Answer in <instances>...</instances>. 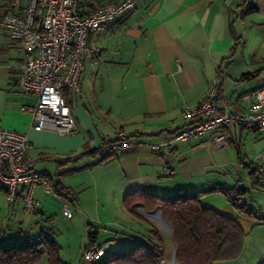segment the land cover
<instances>
[{
    "label": "crops",
    "instance_id": "0c3cea01",
    "mask_svg": "<svg viewBox=\"0 0 264 264\" xmlns=\"http://www.w3.org/2000/svg\"><path fill=\"white\" fill-rule=\"evenodd\" d=\"M26 2L20 1L21 8ZM5 3L0 0V7L8 9ZM249 6L257 11L245 15ZM233 35L238 48L233 58L225 59L234 46ZM89 44L99 47L101 53L85 64L79 91H65L75 130L61 137L49 130H32L30 109L36 99L16 88L25 54L0 28V127L27 136L34 171L70 188L73 195L68 204L75 212L102 219L103 212L114 213V203L126 211L135 191L172 198L223 185L213 175L223 165L220 157L234 145L243 149L252 163L264 164V137L258 131L231 127L229 142L223 147L212 142V132L173 140L176 131L191 124L182 119V111L195 108L210 88L217 90V108L237 114L244 113L251 103L246 97L264 85V0H135L130 12L94 33ZM246 75L254 76L243 79ZM119 132L125 134L129 146L118 156L102 151ZM37 190L41 197L36 196ZM33 195L40 202L33 219L42 223L50 218L52 226V216L45 215L42 196L46 194L36 187ZM16 202L24 212L21 194L9 203L0 190L1 228L12 220L10 231L25 229L21 222L15 223ZM243 222H248L250 232ZM243 222L238 221L249 236L257 232L252 243L259 252L248 254L246 239L237 260L218 264H258L263 259L264 224ZM119 229L121 232H113L135 233ZM87 244L88 240L79 249L75 264L81 263ZM119 245H123L121 240L113 247ZM174 249L168 241L165 255L169 262Z\"/></svg>",
    "mask_w": 264,
    "mask_h": 264
},
{
    "label": "built area",
    "instance_id": "2783aa9c",
    "mask_svg": "<svg viewBox=\"0 0 264 264\" xmlns=\"http://www.w3.org/2000/svg\"><path fill=\"white\" fill-rule=\"evenodd\" d=\"M20 1L11 0L8 9L0 7V28L20 44L25 54L16 88L36 99L30 109L33 131L49 130L61 137L71 135L75 123L64 93L79 91L85 64L100 56V48L91 46L89 38L130 12L135 0H27L24 8ZM216 94L215 87L210 88L195 108L182 111V119L191 124L176 131L173 140L185 141L212 132V142L223 147L229 142L231 127L258 131L264 137V85L246 97L251 103L244 113L217 108ZM236 142L238 145V138ZM128 146L127 137L119 132L117 142L104 147L118 156ZM31 148L26 135L0 127V190L9 203L21 194L24 212L35 216L40 209V202L33 195L35 188L48 194L52 186L46 177L34 171L35 162L28 156ZM153 148L157 150L159 146ZM61 201L62 216L71 219V208ZM116 243H88L80 264L99 261Z\"/></svg>",
    "mask_w": 264,
    "mask_h": 264
},
{
    "label": "trees",
    "instance_id": "16d2710c",
    "mask_svg": "<svg viewBox=\"0 0 264 264\" xmlns=\"http://www.w3.org/2000/svg\"><path fill=\"white\" fill-rule=\"evenodd\" d=\"M10 1L6 0V8H9ZM256 11L255 7L249 6L245 8L244 14L249 15ZM234 38V46L225 59L233 58L237 51L239 43L235 36ZM253 76L246 75L242 78ZM116 142L117 139L111 143ZM102 151L108 152L105 147ZM111 156L114 155L111 153ZM250 174L253 179L252 188L257 189L263 185L260 177L257 176V169L253 168ZM49 182L54 196L68 204L73 195L72 190L60 182L51 180ZM209 193L222 194L240 217L249 218L257 224H264V214L246 206L245 190L240 187L215 185L195 194L181 193L172 198L146 195L135 191L131 195L133 197L131 203L127 204V210L138 220L149 224L147 233L140 237L133 236V245L122 254L111 251L112 247L119 243V240H112L117 243L93 264H160L161 262L165 264H218L237 260L244 249L246 232L235 218L201 205V197ZM137 207L142 208L147 214L159 212L160 218L169 228V236L154 229L150 221L136 210ZM44 223L50 224L51 219L48 218L42 223L35 222L34 228L29 233L24 230L20 231L21 237H24L23 243H18L19 237L14 234L6 238L5 231H10L9 225L6 228L0 227V264H41L44 257L47 264H67L59 256L60 247L52 236L53 229L47 228ZM96 235L97 232H94L92 226L88 225V243L95 242L101 245L95 240ZM11 238L15 241H10ZM168 241H171L175 247L171 262L167 261L165 255V245ZM258 264H264V259H261Z\"/></svg>",
    "mask_w": 264,
    "mask_h": 264
},
{
    "label": "rangeland",
    "instance_id": "374dc122",
    "mask_svg": "<svg viewBox=\"0 0 264 264\" xmlns=\"http://www.w3.org/2000/svg\"><path fill=\"white\" fill-rule=\"evenodd\" d=\"M261 78H264V70L262 71ZM244 143L246 146H248L247 139H245ZM231 147L232 148L230 149V152H225V156L220 157V164L222 160L223 165L218 167L216 174H214L213 176H215V180H217L218 184H223L227 187H240L241 189L245 190L244 201L246 203V206L251 210L264 214V164H261L260 162L252 163L253 160L250 157L246 156L243 149H240V151L236 145ZM244 148L246 149V147ZM253 168L257 169V176L260 177L263 183V185L259 186L257 189L251 187L253 179L250 172ZM36 196L41 197L40 190L36 191ZM42 197V199H44V202L46 203L45 206L47 208V213H45V215L52 216L53 225L51 226L50 224H48L47 228H50L51 230L53 229V237L57 245L61 248L59 251V256L63 261L66 260L68 262H71V260H73V264H75L77 261L79 249L87 242L88 225H91L94 232H97V239L101 244L108 242V240H113L117 236V240H121V242L123 243V245L112 247L111 251L117 254L127 252L131 248L134 243L133 236H136L135 234L139 235L140 237L142 234H146L149 229V224L138 220L132 214H130L128 210L124 211L123 209H118L116 203L112 205L115 214L107 213V211H105L103 212V216H101L102 219L85 217L84 215L83 217L81 216V214H78V212H75L73 210V207L71 208L69 206L72 210L73 218L67 219L63 217L60 212L61 199L54 196L52 192L43 195ZM201 205L223 213L229 211L228 216H232V218H235L239 222L253 221L249 218L240 217L236 213V211L226 202L224 196L220 193L205 194L201 197ZM14 207L17 211V213H15V218L17 219H15V223L19 224L18 222H21L22 227H25L24 230H27L29 233V231L34 228L36 219H33L32 215L22 212L20 203L16 202L14 204ZM115 209L117 210V212H115ZM136 210L140 214H142L148 221H150L154 229L166 236H169V228L160 218L159 212L155 211L153 213L147 214L142 210V208L139 207H137ZM119 218L122 220L121 222ZM7 221V225L12 224V220ZM247 223L248 222L242 223L243 227L246 230L250 228L246 227ZM131 224H133V226H131ZM121 227L129 230L132 229L135 233L131 232V235L129 233L126 235L115 234L114 232H121L119 229ZM18 229H11V231L9 232L5 231L6 238L8 237V235L13 236L14 234L15 236L19 237L18 243H23L24 237H21V233L19 232L21 230L20 228ZM249 230L250 229H248V231L246 232H250ZM256 233L257 232H255V234L253 235L251 234L250 236L248 233H246V251L250 255H255V253L259 252L256 250L252 243V240L256 236ZM41 264H47L45 257L43 258Z\"/></svg>",
    "mask_w": 264,
    "mask_h": 264
}]
</instances>
